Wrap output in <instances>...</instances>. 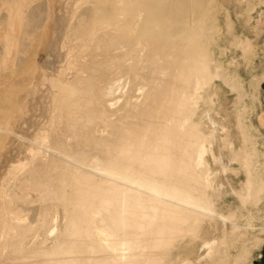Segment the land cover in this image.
Segmentation results:
<instances>
[{"label": "bare ground", "instance_id": "bare-ground-1", "mask_svg": "<svg viewBox=\"0 0 264 264\" xmlns=\"http://www.w3.org/2000/svg\"><path fill=\"white\" fill-rule=\"evenodd\" d=\"M82 1H63L54 41L47 46L48 57L41 65L43 81L49 84L47 72L60 75L59 62L69 63L76 70L74 80L68 77L74 76L69 70L65 73L69 81L65 82V77L61 82H65L63 86L70 84L66 91L80 94L82 90L92 92L91 87L96 83L90 81L89 75L82 74V64L75 67L74 52L61 47L76 23L75 8ZM117 1L119 9L125 7L118 15L121 21L126 19L125 33L121 36L126 39L122 45H126L122 49L117 45V51V48L106 49V56H111L105 59L116 60L113 67H122L124 71L115 78L106 75L111 80L104 91L107 95L96 94L94 88L90 94L98 97L91 96L84 109L75 110L76 115L71 108L69 112V106L60 112L55 110L58 116L64 114L60 115L62 118L53 115L57 117L53 121L60 118L65 122L63 133L57 132L59 128L53 122L51 135L46 134L48 126L44 122L45 126L37 125L33 111L23 126L13 125L9 145L25 143L29 148L35 144L36 148L31 159H17L0 175V264H166L167 242L175 236L184 211L209 212L208 206L198 202L200 198L206 199L202 190L207 186V173L204 174L207 171H197L206 162L202 141L205 134L193 118L195 89L208 71L224 79L228 75L201 61L202 57L210 61L204 43L212 25L209 3L207 0ZM124 15L127 17L123 18ZM39 21L28 14L23 36L35 34L41 26ZM21 44L16 65L20 60L23 63L26 57L23 54L29 52L28 44L23 40ZM115 53L120 57H113ZM53 56L58 60L55 65L50 62ZM82 76L86 77L84 83ZM53 81L48 86L56 82ZM32 82L31 78L29 85ZM238 88L240 94L236 97L246 96L241 85ZM3 96L0 98L8 95ZM13 96L18 94L14 92ZM44 98L41 97L40 103L45 102ZM94 101L100 105L93 104ZM102 104L105 105L101 107ZM43 110L42 117L48 112ZM248 137L250 141L252 137ZM6 143L0 141V159L6 154ZM17 151L11 154L15 157ZM242 155L246 172L252 173L246 184L248 195L256 197L263 180L252 168L257 163L255 144ZM42 233L46 236H40L45 238L40 241L46 245L35 246ZM203 246L208 249V255L214 254V239L205 240ZM39 247H51L55 253L50 256V250L45 249L43 258H35L40 253ZM190 262L191 259H186V264Z\"/></svg>", "mask_w": 264, "mask_h": 264}, {"label": "rangeland", "instance_id": "rangeland-1", "mask_svg": "<svg viewBox=\"0 0 264 264\" xmlns=\"http://www.w3.org/2000/svg\"><path fill=\"white\" fill-rule=\"evenodd\" d=\"M63 1L62 7L60 0L55 1V12H58L61 7L62 13ZM207 1L211 10L210 22L212 25L209 34L204 38V43L210 61H206L204 57L201 61L203 64L210 63L211 68L218 67L229 77L226 76L225 79L223 76L215 77L208 71L205 79L201 82L199 79L196 83L195 89L196 102H194L195 115L193 118L199 122L205 134L202 136V141L205 143L203 159L206 162L197 171H207H204V174L207 173L205 182L207 186L202 190L206 194V199L200 198L198 202L208 206L209 212L184 211L179 228L174 234L175 236L167 242L169 255L166 264H186V259H191L190 264H248L262 252L261 249L264 246V130L258 129L256 117H254L260 80L258 74L263 67V61L259 62L258 60L264 58V0ZM33 2L34 0H0V97H4L3 94L9 96L0 98V104H2L0 105V129H2L0 130V136L2 137H0V141H7L5 147L7 152L5 150L6 154H3L0 159V175L2 176L10 163L17 159H31L30 155L36 148L35 144H32L31 148H28L25 143H17L16 148L11 144L9 145L13 125L23 126L29 119L30 111H33L34 122H37L36 124L39 126H43L44 123H46L45 127L48 126L49 130L45 129V131L47 130L46 134L51 135L50 127L53 122L59 128L57 132L63 133L65 122L60 119L62 118L60 115L64 114L58 116V114H55L56 111H63V107L69 106V112L73 109L76 115L77 110L85 108L86 101L89 104L91 96L98 97V95L96 97V95L90 94L94 93V88L96 94L107 95L104 91L108 88L107 84L110 79L108 80L106 75L115 78L116 74H122L124 71L122 67H113V63L114 66L117 65L116 60L111 61V63L105 59V57L111 56L110 54L106 56V49L112 48V50H115L117 45L122 49L126 45V43L124 46L122 45L126 39L123 40V37H121L125 33L126 19L121 21L119 18L121 15H118V12L125 9V7L119 9L120 5H117V0H83L80 2L76 6L77 9L75 8L78 13L76 23L68 31L65 41L62 43L61 48L63 50L67 49L74 52L72 62L75 67L82 64V74L89 75L90 81H95V87H91L92 92L87 93L86 90H82L83 93L80 94L81 92L66 91L65 88L69 87L70 84L66 83V86H63V84L68 82L70 78L74 80L76 70L75 68V71L71 69L72 66L69 63H61L62 61L59 62L62 66L60 75L56 73L57 76L55 74V77L52 75V71L47 72L48 75L50 74L49 79L51 81L55 80L56 82H53L57 84L54 83L52 86H48L51 81L49 84L44 81L39 82L38 67L48 57L47 45H51L54 41L50 22L39 31L35 40L27 46L30 53L26 51L28 54L24 55L26 54L24 53L23 56L33 55L31 58L23 57V63L20 60L17 65H13L10 61L3 63L5 37L15 28L13 54L16 57L17 46L19 45H16V39L19 37L18 28L20 27L19 12L29 8ZM16 12L17 14L13 18ZM126 17L127 15L123 16V18ZM117 50L118 48L115 51ZM115 56L120 57L116 53L113 57ZM51 58L50 62L52 64L58 63L57 56ZM25 59H28L30 63L26 62ZM89 65H92V68ZM69 70L72 71L74 76L70 74L68 76L70 78H67L65 73ZM30 77L33 79L31 85H29ZM65 77L66 81L61 82ZM82 77L81 81L84 83L86 77ZM225 80H227L226 82L231 80L233 85L229 82L227 84ZM240 85L243 88L242 92L246 95H243V98L240 95V98L236 97L240 94L238 88ZM233 86H236V89ZM47 87L49 88L47 89ZM6 92L12 93L5 94ZM14 92L18 96H13ZM44 96L46 103H40L41 97ZM14 97H18V99L13 101ZM84 99L87 100L83 102ZM95 103L100 105L99 101H94L93 104ZM103 105L105 104H102L101 107ZM43 109L46 112L48 111L44 117L41 116ZM239 111L242 113L239 114ZM53 115L60 117L59 120L55 121L57 117L53 118ZM53 119L55 120L53 121ZM85 123H88V121ZM95 123L93 125H98ZM90 127L95 128L97 126ZM5 129H7V132ZM35 136L37 137V135ZM247 136H249L248 138L252 137L249 139L250 141L247 140ZM253 144L257 149V163L252 168L256 170V174L263 180V183L258 195L249 197V188L246 184L252 173L246 172L247 166L244 160L245 166H243L241 157L244 155V153L242 155V152L249 151ZM23 148L25 150L27 148V151H24ZM245 148L247 149L245 150ZM11 149H14L13 151L18 150L15 157L11 154L13 151H8ZM240 190H243V192ZM43 234L46 233L39 234L35 246L46 245V242L41 243L40 241L45 239L46 235ZM209 239H214V242H216V250L213 255H208V249L203 246V242ZM39 249L40 253L34 255L35 258H43L42 254L46 253L44 252L45 249L50 250V256L55 253V250L52 251L53 253L51 252V247H39Z\"/></svg>", "mask_w": 264, "mask_h": 264}, {"label": "crops", "instance_id": "crops-1", "mask_svg": "<svg viewBox=\"0 0 264 264\" xmlns=\"http://www.w3.org/2000/svg\"><path fill=\"white\" fill-rule=\"evenodd\" d=\"M56 0H34L33 4L27 8L24 9L22 12H19V21H20V27L18 28L19 30V37L16 39V45L17 46V54L16 57L13 54V47L15 45V28L12 29V32H9L7 34V37H5L4 41V53L2 55V61L3 63H6L7 61H10L13 65H16L17 57L20 51L21 47V41L23 40L24 44H28V46L35 40L36 36L39 34V31H41L45 26H47L50 22V25L52 24V31H53V37L55 35V24L59 20H61V7H62V0L61 2V7L58 12H55V3ZM77 13V12H76ZM17 12L13 15L15 18ZM28 14H31L33 17V20L35 19L38 21L40 20L39 24L41 25L37 30L35 34H25L23 36V29L24 25L26 23V16ZM48 23V24H47ZM48 46V45H47ZM47 49V48H46ZM263 58V57H262ZM47 60V59H46ZM41 62L40 66L38 67V77L40 78V83L43 81V71L41 68L42 63ZM263 61V67L261 72L258 74V77L260 78L259 80V85H258V100H257V106H256V125L258 126V129L264 130V58L263 60H258ZM262 252L259 253L261 256L259 257V254L254 257L248 264H264V246L262 247Z\"/></svg>", "mask_w": 264, "mask_h": 264}, {"label": "built area", "instance_id": "built-area-1", "mask_svg": "<svg viewBox=\"0 0 264 264\" xmlns=\"http://www.w3.org/2000/svg\"><path fill=\"white\" fill-rule=\"evenodd\" d=\"M261 256V254H259V257Z\"/></svg>", "mask_w": 264, "mask_h": 264}]
</instances>
